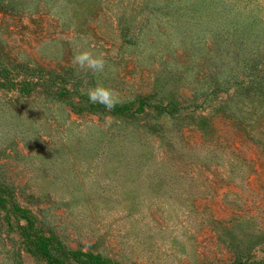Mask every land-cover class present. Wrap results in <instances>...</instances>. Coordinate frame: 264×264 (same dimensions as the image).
<instances>
[{"label":"rangeland","instance_id":"1","mask_svg":"<svg viewBox=\"0 0 264 264\" xmlns=\"http://www.w3.org/2000/svg\"><path fill=\"white\" fill-rule=\"evenodd\" d=\"M7 71L42 81L0 82V264H48L21 212L113 263H264V0H0Z\"/></svg>","mask_w":264,"mask_h":264},{"label":"trees","instance_id":"2","mask_svg":"<svg viewBox=\"0 0 264 264\" xmlns=\"http://www.w3.org/2000/svg\"><path fill=\"white\" fill-rule=\"evenodd\" d=\"M14 71H7V77L1 78L0 82L6 81V85L14 89H20L24 94L35 92L40 87L41 78L35 76L13 75ZM17 223L22 240V244L28 248L30 254L48 264H119L113 263L110 260L102 259L93 253H84L81 251L66 250L60 243H57L51 238H47L40 232L36 231L33 219L27 216L26 213L16 214ZM25 220L27 224L22 226L20 223ZM264 264V263H263Z\"/></svg>","mask_w":264,"mask_h":264},{"label":"clouds","instance_id":"3","mask_svg":"<svg viewBox=\"0 0 264 264\" xmlns=\"http://www.w3.org/2000/svg\"><path fill=\"white\" fill-rule=\"evenodd\" d=\"M105 64L103 55H94L89 50L78 49L74 52L73 65L80 70L100 73L104 71ZM86 95L89 103L103 105L108 110L113 109L120 102L113 90L103 85L90 87Z\"/></svg>","mask_w":264,"mask_h":264}]
</instances>
